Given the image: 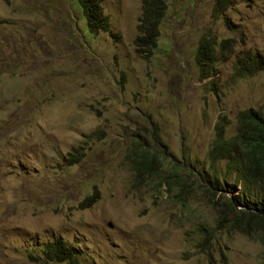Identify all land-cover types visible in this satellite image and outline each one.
<instances>
[{
  "label": "rangeland",
  "instance_id": "rangeland-1",
  "mask_svg": "<svg viewBox=\"0 0 264 264\" xmlns=\"http://www.w3.org/2000/svg\"><path fill=\"white\" fill-rule=\"evenodd\" d=\"M142 6L102 0L109 30L92 35L78 0H0V264H70L44 258L57 239L78 264H264L263 233L221 228L202 190L184 203L162 185L172 172L240 183L208 152L221 119L232 136L239 111L264 109V70L234 76L245 54L264 59V0H167L141 55ZM205 40L222 52L207 73ZM136 139L164 158L141 185Z\"/></svg>",
  "mask_w": 264,
  "mask_h": 264
},
{
  "label": "trees",
  "instance_id": "trees-1",
  "mask_svg": "<svg viewBox=\"0 0 264 264\" xmlns=\"http://www.w3.org/2000/svg\"><path fill=\"white\" fill-rule=\"evenodd\" d=\"M78 6L90 34L97 35L101 31L109 30L108 20L102 9V0H78ZM166 10L167 0H143L142 15L138 25L139 33L134 40L136 52L139 54L151 53L156 47ZM212 42L202 41L197 52V64L206 73L214 68L222 56V52L217 49L218 45ZM227 42L229 41L223 40L222 43ZM262 70H264V59L259 53L245 54L234 64V76L237 78L254 76ZM237 120L236 133L232 136L228 135L223 119L216 124L215 138L208 157L212 164L227 162L229 174H236L240 183L238 181L234 187L226 186L227 189L222 190L219 180L210 178L209 173L193 179L190 174L185 177L180 173L172 172L169 177L164 178L162 185L175 193L177 201L184 203L189 202L199 190H202L216 209L221 228H228L230 232L238 231L245 235L254 232L264 234V109H243L239 111ZM154 138L158 141L156 135ZM155 146L157 147L156 142ZM69 156L73 163L81 159L79 155L73 153ZM127 156L136 185L143 184L145 180L157 175L163 169L162 154L142 139L132 141ZM225 183L226 180L223 185ZM239 187L238 195L227 196L230 192H236ZM97 199L98 193L95 192L83 200L82 206H92ZM211 244L212 237L206 238L203 242L205 247ZM43 256L47 261H69L70 264H78L79 253L76 247L57 239L51 245L45 246Z\"/></svg>",
  "mask_w": 264,
  "mask_h": 264
}]
</instances>
